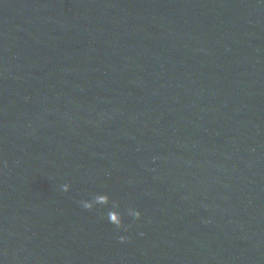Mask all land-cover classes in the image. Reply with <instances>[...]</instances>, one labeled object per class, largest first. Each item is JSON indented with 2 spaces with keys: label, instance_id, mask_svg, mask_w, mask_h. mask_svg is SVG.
I'll return each mask as SVG.
<instances>
[{
  "label": "water",
  "instance_id": "1",
  "mask_svg": "<svg viewBox=\"0 0 264 264\" xmlns=\"http://www.w3.org/2000/svg\"><path fill=\"white\" fill-rule=\"evenodd\" d=\"M0 264H264V0H0Z\"/></svg>",
  "mask_w": 264,
  "mask_h": 264
},
{
  "label": "clouds",
  "instance_id": "2",
  "mask_svg": "<svg viewBox=\"0 0 264 264\" xmlns=\"http://www.w3.org/2000/svg\"><path fill=\"white\" fill-rule=\"evenodd\" d=\"M62 188H63V191H64V192H69V191L71 190V185H69V184H64V185L62 186ZM84 207H85V208H92V207H93V204H92V203H89V202H87V201H85V202H84ZM140 215H141V214L138 212V213H137V217L139 218Z\"/></svg>",
  "mask_w": 264,
  "mask_h": 264
}]
</instances>
